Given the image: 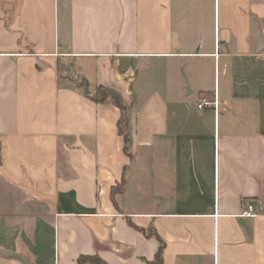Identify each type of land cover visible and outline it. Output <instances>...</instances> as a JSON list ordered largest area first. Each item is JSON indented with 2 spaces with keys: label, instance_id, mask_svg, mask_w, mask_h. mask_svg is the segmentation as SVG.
<instances>
[{
  "label": "crops",
  "instance_id": "obj_1",
  "mask_svg": "<svg viewBox=\"0 0 264 264\" xmlns=\"http://www.w3.org/2000/svg\"><path fill=\"white\" fill-rule=\"evenodd\" d=\"M63 72L121 95L131 159L119 110ZM160 246L264 264V0H0V264Z\"/></svg>",
  "mask_w": 264,
  "mask_h": 264
},
{
  "label": "trees",
  "instance_id": "obj_2",
  "mask_svg": "<svg viewBox=\"0 0 264 264\" xmlns=\"http://www.w3.org/2000/svg\"><path fill=\"white\" fill-rule=\"evenodd\" d=\"M70 82L74 83L73 86L75 87V89L80 90L83 93V95L91 99L93 102L101 103V104H112L119 110V119L117 121V132H118V135L122 137L123 153L127 156V158L131 159L132 157V154L130 151L131 136L129 132V118H128L129 107L123 102L121 95L113 89L101 88V87L95 88L96 94L91 95L88 91L89 86L85 79L74 77L72 80H70ZM115 191H116V188L111 189V193H110L111 202L114 206H115V203L113 200V195ZM161 253H162V246H160L159 249L157 250V253L155 254L153 260L144 261L143 264H162ZM76 263L77 264H106L104 261H102L97 256H80L78 257Z\"/></svg>",
  "mask_w": 264,
  "mask_h": 264
},
{
  "label": "built area",
  "instance_id": "obj_3",
  "mask_svg": "<svg viewBox=\"0 0 264 264\" xmlns=\"http://www.w3.org/2000/svg\"><path fill=\"white\" fill-rule=\"evenodd\" d=\"M215 56H217V53H215ZM208 106H212L214 109H217L218 106L217 93L216 94L214 93V101L212 103L207 101L206 98H202L197 105V109L201 110ZM260 213H261V207H254V205H248L246 211L242 214V216L247 218H254Z\"/></svg>",
  "mask_w": 264,
  "mask_h": 264
},
{
  "label": "rangeland",
  "instance_id": "obj_4",
  "mask_svg": "<svg viewBox=\"0 0 264 264\" xmlns=\"http://www.w3.org/2000/svg\"><path fill=\"white\" fill-rule=\"evenodd\" d=\"M60 68L63 69V66H60ZM62 74L65 75V76H66L67 78H69L70 80L73 79L72 77H68L64 72H63ZM75 82H76V81H75ZM65 84H66V83H65ZM73 84H74V83H73ZM73 84H72V86H73ZM88 91H89V93H90L91 95L96 94L95 89L89 88Z\"/></svg>",
  "mask_w": 264,
  "mask_h": 264
}]
</instances>
